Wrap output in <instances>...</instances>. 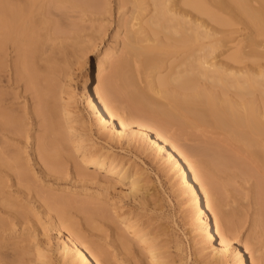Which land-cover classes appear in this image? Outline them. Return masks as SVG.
<instances>
[{"label":"rangeland","instance_id":"1","mask_svg":"<svg viewBox=\"0 0 264 264\" xmlns=\"http://www.w3.org/2000/svg\"><path fill=\"white\" fill-rule=\"evenodd\" d=\"M9 1L16 3L20 0ZM51 1L45 0V7L50 9L45 19L51 21L52 26L47 32L46 29L40 30V37L45 43L44 53L37 54L41 59L36 58V64L42 71L37 72L36 86L18 79V43L4 38L0 47V264H83L78 259L73 263V254L65 251L66 236L55 229L56 221L63 219L60 213L72 221L88 244L100 247L105 252L102 257H98L107 256L109 263L136 264L133 250H141L145 258L147 250L136 243L137 237L123 217L111 212L110 218H102L93 213L91 216V211L88 212L85 206H89L87 202L96 190L101 192L99 198L93 197L98 204H106L109 196L118 203H125L147 228L159 235L164 246V264H236L233 255L226 262L215 260L212 248L200 241L195 217L192 216L185 195L181 194L177 173L163 157V153L155 149V142L129 133L120 135L112 125H105L98 120L87 98L82 95L86 77L90 76L94 84H98L100 78L110 77L114 81L113 85L116 82L114 103L119 114L147 126L144 119L151 117L150 108L135 105L130 93L124 90L121 76L114 74L117 72L114 67L126 51L123 43L132 23L139 25L140 21L146 22L161 4L157 3L158 0H141L140 8L136 9L135 0H88L90 2L85 7L69 3L68 0L66 3L53 0L55 4ZM178 1L168 2L178 13L168 21L169 25L175 26V30L170 32L172 38L168 40V60L154 71V76L169 73L170 64L186 60L189 54L200 48L201 42L213 38L187 39L180 45V26L176 25L180 16L186 21L198 19L203 25L200 26L201 30L216 29L214 37L224 41L215 52L217 59L235 53L239 46L254 36L248 21L237 10H218L228 20V23L222 25ZM207 2L214 11V4L210 0ZM1 32L0 26V35ZM150 35L151 39L143 41V45L161 44L165 31ZM261 48L264 49L263 46ZM45 67L50 69L46 70ZM117 77L120 80L115 81ZM150 78V74L141 68L140 76H134L136 90L146 89ZM202 82L207 83L203 78ZM63 85L72 91V123L88 149L107 152L122 166L140 175L142 190L137 198L129 195L128 180L123 181L120 187L123 193H120L115 187L103 189L96 187L91 179L76 176L77 156L70 146L65 119L61 116V106L67 104V95L61 88ZM216 90L220 91V88L217 86ZM150 95L163 99L154 93ZM259 98V92L252 96L254 101ZM47 105L52 109L50 112L53 111L57 116L58 128L49 124ZM7 113L21 117L20 129L5 120ZM172 129L178 137H183V143L181 139L180 142L189 148L193 144V147H200L198 144H204L205 138L212 136L195 127L181 129L172 125ZM209 130L214 131L213 128ZM53 137H57L60 144L51 143ZM45 140L54 148L53 162L45 159L41 145ZM16 160L27 171V178L18 173L20 168L15 165ZM257 167L252 165V173L237 167L230 168L228 172L232 179L223 187L220 198L226 211L242 224L235 244L245 245L249 239L261 244L262 248L255 253L258 257L256 264H264V229L260 225L261 217L264 220V203L259 197L258 176L261 172ZM60 199L66 202L61 205L58 202ZM110 208L113 211V207ZM124 241L134 243L131 244L130 253L129 250L128 253L123 251ZM254 247L249 248L254 251ZM39 252L41 257L35 262Z\"/></svg>","mask_w":264,"mask_h":264},{"label":"bare ground","instance_id":"2","mask_svg":"<svg viewBox=\"0 0 264 264\" xmlns=\"http://www.w3.org/2000/svg\"><path fill=\"white\" fill-rule=\"evenodd\" d=\"M65 1L80 7H85L90 2L88 0H83L84 2L56 0L58 3H66ZM170 1L158 0L157 3L161 6L154 9V14L146 22L140 21L139 25L132 23L123 43L126 51L114 67L117 71L114 70V74L118 73L121 76L124 90L130 93L132 101L136 102L135 105L150 108L151 117L148 120L144 119L147 126L135 123L119 114L114 103L116 102V95H114L116 82L113 85L114 81L110 77L100 78L98 84H94L90 76L86 77L82 95L87 98L89 107L98 120L105 125H112V128L116 129L120 135L129 133L155 142L153 143L155 149L163 153V157L175 169L181 194L185 195L192 216L195 217L194 223L200 233V241L206 242L207 247L212 248L215 260L226 262L230 255H233L236 264H256L258 257L255 253L262 248V245L253 239L245 241V245L235 244L242 224L226 211L220 197L223 187L232 179L228 172L230 168L237 167L246 173H252L254 171L252 165H257L261 172L258 176L259 197L264 203V49L261 48L264 47V0H210L216 8L214 11L207 0H179L181 4L190 6L222 25L228 23V20L217 11L237 10L248 21L254 36L243 46H239L235 53L229 54L226 58L218 57L217 59L218 55L215 52L219 47L221 48L224 41L220 37H214L217 33L216 29L201 30L200 26L203 25L198 19L186 21L180 16L176 22V25L180 26L181 38L178 39L180 45H183L187 39L197 40L200 37L211 38L212 36L213 38L207 42H201L200 48L189 54L186 60L174 65L170 64L169 73L154 76V71L168 60V40L172 38L170 32L175 30L174 25L168 24V21L178 14L168 5ZM140 2L141 0H135L136 9L140 8ZM47 13H50V9L45 7V0H20L16 3L0 0L2 28L0 47L4 38L18 43L20 52L16 74L18 79L25 80L33 86H36V75L40 70L38 63L36 64L37 54L44 53L43 43L45 42L40 37V30L46 29L47 32L52 26L51 21L45 19ZM159 31H165V38L161 44H142L143 41L151 39L150 34H156ZM39 58L41 59V57L37 59ZM141 68L151 76L146 89L142 88L143 91L136 90L134 81L136 74L137 77L140 76ZM118 77L115 81L120 80ZM202 78L207 83H203ZM50 83L53 84V82ZM217 86L220 91L216 90ZM61 88L67 95V104L61 106V116L65 119L70 146L77 156L76 176L80 179H91L96 187L103 189L115 187L120 193H123L120 189L123 181L128 180V193L137 198L142 190L140 175H137L136 171L131 172L129 167L122 166L109 153L88 149L72 123L74 118L71 107L72 91L65 85ZM126 88L131 92L130 90L127 92ZM230 88L233 90L231 91ZM256 92L260 94L258 101L252 99ZM150 93L163 99L155 98ZM48 105L46 108L49 109V124L58 128L57 116L53 111L50 112L52 109ZM5 120L13 124L15 128H21V117L18 115L8 114ZM172 125L179 126L181 129L195 127L196 130L204 134L209 132L212 136L210 135L209 138L206 135L208 138L205 140L208 141L205 143L204 140V144H198L200 147H193V144L192 148H189L185 143L186 146L182 144L183 137H178L173 132ZM209 128H213L214 131H210ZM50 141L53 144L61 142L57 137L51 138ZM41 143L45 159L53 162L55 153L52 149L54 148L50 147L47 140ZM192 157L196 159L191 160ZM17 161L15 165L20 170L15 167L18 173L23 178H27V171L25 172ZM105 178L108 179L104 182ZM100 194L101 192L96 190L95 195H92L87 202L89 206H85L88 212L91 211V216L94 214L102 218H110V213L115 212L118 217H123L133 235L137 237L136 243L147 250L145 258L141 250H133L136 264H164V246L159 240V235L147 228L133 209L124 205L125 203H118L109 196L106 204H98L93 197L99 198ZM60 200L58 202L61 205L66 202ZM110 207H113V211ZM60 216L63 219L56 221L55 229L59 234L66 236L65 251L67 254L70 252L73 254V263L77 259L83 264L111 263L107 256L98 257H102L105 252L100 247L88 244L78 231L79 229L73 226L72 221L64 213H60ZM261 221L260 225L264 229L262 217ZM123 244L124 249L121 247L123 251L130 253L131 244L134 243L124 241ZM250 246H255L254 251L249 248ZM39 257H41L40 252L37 253L35 262H38Z\"/></svg>","mask_w":264,"mask_h":264}]
</instances>
